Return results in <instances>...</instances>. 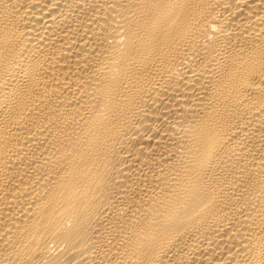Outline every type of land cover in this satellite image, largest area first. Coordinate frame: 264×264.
Segmentation results:
<instances>
[{
	"label": "bare ground",
	"instance_id": "obj_1",
	"mask_svg": "<svg viewBox=\"0 0 264 264\" xmlns=\"http://www.w3.org/2000/svg\"><path fill=\"white\" fill-rule=\"evenodd\" d=\"M0 264H264V0H0Z\"/></svg>",
	"mask_w": 264,
	"mask_h": 264
}]
</instances>
